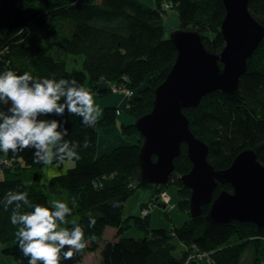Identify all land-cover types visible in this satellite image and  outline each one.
Wrapping results in <instances>:
<instances>
[{"label":"trees","instance_id":"obj_1","mask_svg":"<svg viewBox=\"0 0 264 264\" xmlns=\"http://www.w3.org/2000/svg\"><path fill=\"white\" fill-rule=\"evenodd\" d=\"M249 7L264 25V0H250ZM170 10L178 13L180 28L203 32L210 50H223L221 26L226 8L222 0H155L154 7L142 0H0V72L11 69L37 78H75L84 86L102 80L111 85L127 76L126 84L134 91L127 110L137 118L152 109L155 89L177 58V48L164 24ZM71 54L85 56L83 68H68ZM249 66L236 94L217 90L206 95L198 107L186 110L191 129L209 144L208 159L218 169L230 166L245 148H254L264 165V40L249 59ZM2 110L6 108L0 105ZM119 112L106 108L101 124L116 123ZM53 119L67 120L65 139L80 142V158L74 159L66 173L41 185L38 173L45 164L34 162L32 149L17 154L0 152V162L12 161L4 168L12 176L0 179V199L9 190L27 191L33 205L51 207V195L66 190L72 214L65 227L71 228L73 221L81 225L84 239L92 243L88 250L99 249L107 227L117 230L115 239L101 250V264H188L187 252L176 254L181 243L214 252V264H240L244 252L252 248L254 264H258L264 226L238 221L208 224L205 215L210 204L181 227L153 228L140 237L125 235L127 229L147 225L143 216H123L127 200L142 186L141 137L135 144L99 155L97 124L85 127L79 116H70L67 110L64 117ZM123 130L139 135L134 124L123 126ZM85 139L87 148L82 146ZM175 164L178 175L190 169L185 144ZM178 180L176 183L182 184ZM172 184L161 189L169 190ZM222 189L232 191L233 187L219 184L214 197ZM190 193L189 187L178 186L179 209L189 210ZM89 213L96 219L94 228L88 227ZM10 214L11 209L4 211L0 206L1 252L13 264H28L18 248L17 226L11 224ZM83 253H74L71 260L62 259L61 264H81Z\"/></svg>","mask_w":264,"mask_h":264},{"label":"water","instance_id":"obj_2","mask_svg":"<svg viewBox=\"0 0 264 264\" xmlns=\"http://www.w3.org/2000/svg\"><path fill=\"white\" fill-rule=\"evenodd\" d=\"M226 14L221 32L225 46L220 53L210 50L199 30L177 28L169 33L178 54L163 82L155 89L150 111L136 118L134 125L142 139L139 150L142 186H165L171 176L179 177L191 189L189 214L203 213L208 224L231 221L264 226V165L254 148H245L227 168H216L208 159L209 144L191 129L186 110L198 107L202 99L217 90L236 94L249 59L264 40V25L250 11V0H222ZM186 145L191 167L175 172L176 159ZM155 157V158H154ZM230 183L233 191L219 184Z\"/></svg>","mask_w":264,"mask_h":264},{"label":"clouds","instance_id":"obj_3","mask_svg":"<svg viewBox=\"0 0 264 264\" xmlns=\"http://www.w3.org/2000/svg\"><path fill=\"white\" fill-rule=\"evenodd\" d=\"M0 105L6 108L0 111V152L17 154L32 149L34 162L45 165L79 159L81 144L65 139L67 120L42 117H64L67 110L68 115L79 116L85 127L94 128L102 114L92 89L75 78H37L11 69L0 72ZM82 146H89L87 139ZM50 203L51 207L33 205L27 191L15 190L0 199L4 211L11 209L18 248L28 264H61L62 259L71 260L86 247L81 225L73 221L71 228L63 226L69 223L72 208L61 200ZM88 216V227L94 228L96 219L91 213Z\"/></svg>","mask_w":264,"mask_h":264},{"label":"rangeland","instance_id":"obj_4","mask_svg":"<svg viewBox=\"0 0 264 264\" xmlns=\"http://www.w3.org/2000/svg\"><path fill=\"white\" fill-rule=\"evenodd\" d=\"M170 11L176 12L175 10H170ZM174 14H176V13H174ZM176 15L178 18L177 22H175V21L173 22V20H171L169 22V25L173 26V25L178 24L177 26H181L180 20H179L180 18L178 17V14H176ZM168 36H169V34H168ZM71 55L75 59H73V61L71 62L70 65H72L76 69H81L79 67L83 68L85 56L83 54H77V55L71 54ZM80 58H83V61L80 60ZM109 91L111 94H123L124 96H126L124 93L114 92L113 90H109ZM126 98L129 100L128 96H126ZM127 105H129V103H127ZM123 113L128 115L130 118L129 122H125L124 124H126V123L130 124V122H132V123L135 122V120H136L134 118L135 116L132 115L126 108H123ZM121 122L122 121L118 117L116 123L119 124L120 127L122 128L123 125H121ZM116 123H114V124H116ZM114 124H111V125H114ZM104 126H106V125H102L101 123H97V129H98V133H99L98 146H99V139H100V135H101V130H102V127H104ZM124 134L125 133H123V131H121L119 137L123 138L125 136ZM127 134L129 137H132V139L130 141L132 143H135L137 141V139H139V135L137 133H132V134L127 133ZM11 164H12L11 160H9V162H6V163H4V161L0 162V179L5 178L7 175L12 176V174L9 171L4 170L5 167H9ZM44 177L46 179H50L51 176L47 173H44ZM40 181L41 180L39 179L38 182L42 185V182H40ZM178 181L179 180L175 176L173 178L171 176L170 182L175 184V185H173V184L170 185L169 190H166L167 194L170 197L169 205H171L172 207L176 206V208L172 209L170 206L164 207L163 205L156 203L153 207L150 208L149 216L143 218L144 219L143 222H145L147 224L146 227L148 229H153V228H158V227L169 228V227H174V226L181 227L184 224V222L190 218L189 212L179 209L177 207V204H176L180 200V196L178 194V186L183 185V183L182 184L176 183ZM161 190H162L161 188L156 189L155 185H146V186L139 187L134 192V194L131 195L130 198L127 200V202L124 206L123 216L126 218L129 216H137V217L140 216L141 217L142 208L144 206H146L152 200L151 197L154 196L153 195L154 193H155V196H157L159 193H161ZM68 199H69V194L65 190L64 192H62L60 194L59 197L52 199V201L61 200V201H64L67 203ZM63 226H65V225H63ZM148 229L145 232V229H140V228L134 226L132 229H127L125 231V235L134 236V237L144 236L145 233L149 232ZM116 232H117V230H116ZM111 234H112L111 232H108V233H106V235L104 237H102V239L99 241V249H97L95 251L88 250V247L92 245V243L90 241H88V243L86 244V248L83 250L84 253H83V258H82L81 264H101V261H102L101 250L105 246V243L112 239ZM181 247H182L181 245H178V249L176 251L177 256H181V254L184 252H187L188 255L195 253V251L188 250L186 245H184L183 251H181L182 250ZM1 251H2V245L0 243V264H13L14 261L11 258L3 256ZM260 259H261V256H260L259 260ZM193 260L194 259H192L191 264H199L200 263V262H196ZM204 260H205L204 262H206L207 264H214V252H208V255L206 257H204ZM212 260H213V262H212ZM262 263H264V259L262 260ZM200 264H202V263H200ZM240 264H254V256H253V249L252 248H249L247 250L246 256L242 257Z\"/></svg>","mask_w":264,"mask_h":264},{"label":"crops","instance_id":"obj_5","mask_svg":"<svg viewBox=\"0 0 264 264\" xmlns=\"http://www.w3.org/2000/svg\"><path fill=\"white\" fill-rule=\"evenodd\" d=\"M142 1L148 6H151V7L155 6V0H142ZM174 13L178 14L177 12L170 11L169 16L167 17V19L164 23L167 32H171L172 30L180 27V26H177L178 24L173 25V26L169 25V22L171 20H173V22L174 21L177 22L178 18H177V15ZM178 17H179V15H178ZM73 59H75V58H73L72 55H69L68 61H67V66L69 69L75 68L72 65H70L71 62L73 61ZM80 60L83 61V58H80ZM79 68H82V67H79ZM109 84H110V81L102 80L99 82H95L93 84L88 82L85 85V87L92 89V91L94 93L95 103L97 105H99L101 110H102V114H101L97 123H101V121L103 120L105 109L111 107V108H115V109L120 111L117 114V116L122 121L121 125H123V126L133 125L134 123H132V122H130V124H127V123L124 124L125 122H129V120H130L129 116L123 113V108L127 109L129 106V105H127L128 99L123 94H111L109 91L110 90ZM134 118L136 119V117H134ZM46 119H53V116H48V117H46ZM121 131H123V133H125L123 130V127L121 128L120 125L117 123L114 125L110 124V125H106V126L102 127L101 135H100V139H99V146H98L99 155L109 154L114 149L119 148L121 146H127V145L137 143L138 139L135 143L130 142L132 137H129L127 133L124 134L125 136L123 138L119 137ZM73 164H74V159L68 160L64 163L53 162L51 165H44L43 168L40 169V173H38L41 182L43 184H47L51 180L52 177L66 173L67 168L72 166ZM44 173L49 174L51 176L50 179H46L44 177ZM62 192H64V191H62ZM62 192H60L58 194H52L50 197V201H52V199H54V198L59 197ZM153 195L155 196V193ZM154 196H152V197H154ZM152 197H151V199H152ZM67 204L69 206V199L67 201ZM175 208H176V206L173 207L172 209H175ZM77 219H78V217H77ZM140 229H145V232H146V230L148 228L145 226V227H141ZM148 230H150V229H148ZM105 232L106 233H108V232L112 233L111 234L112 239L110 241H113L115 239L116 228L107 227ZM106 233L103 235V237L106 235ZM180 245L182 246L181 248L184 247V244L181 243ZM247 250L244 252L243 257L246 256ZM260 254H261L260 255L261 259L258 261L259 262L258 264H264V263H262V260L264 259V243L262 244ZM260 256H259V258H260Z\"/></svg>","mask_w":264,"mask_h":264},{"label":"built area","instance_id":"obj_6","mask_svg":"<svg viewBox=\"0 0 264 264\" xmlns=\"http://www.w3.org/2000/svg\"><path fill=\"white\" fill-rule=\"evenodd\" d=\"M171 8H172V6H171ZM126 80H127V76H124L122 81L112 82L111 85L109 86L110 90H113L114 92L124 93L129 98L132 97L134 95V91H133V89H131L126 84ZM5 161L9 162L8 159H6ZM96 184H98L100 186L102 185V183H100V182H98ZM169 199H170V197L167 194L166 190L162 189L161 193H159L157 196H154L152 198V200L146 206H144L142 208L141 216H143V217L148 216L150 214V208L153 207L156 203H162L165 206L172 207L171 205H169ZM188 250L195 251V253L188 256L187 263H189V264L192 262V259H194L193 261H196V262H204L205 261L204 257H206L208 255V252H204V251L199 250L195 245L191 246V248H188ZM212 262H213V260H212Z\"/></svg>","mask_w":264,"mask_h":264},{"label":"bare ground","instance_id":"obj_7","mask_svg":"<svg viewBox=\"0 0 264 264\" xmlns=\"http://www.w3.org/2000/svg\"><path fill=\"white\" fill-rule=\"evenodd\" d=\"M156 187H159V186H156ZM161 187V186H160Z\"/></svg>","mask_w":264,"mask_h":264}]
</instances>
